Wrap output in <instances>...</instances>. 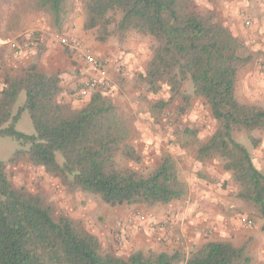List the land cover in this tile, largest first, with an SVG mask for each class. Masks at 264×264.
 <instances>
[{
  "label": "trees",
  "instance_id": "obj_1",
  "mask_svg": "<svg viewBox=\"0 0 264 264\" xmlns=\"http://www.w3.org/2000/svg\"><path fill=\"white\" fill-rule=\"evenodd\" d=\"M75 1L82 11V27L94 30L96 40L110 34L120 40L130 30L154 40L145 72L139 75L147 91L166 85L180 95L185 111L191 95L181 93L185 81L192 96L210 108L217 126L198 146L197 160L218 158L237 186L236 196L264 218V173L253 163L249 149L233 132L264 130V106L237 100V75L252 59L230 30L192 7L193 0H31L35 11L48 15L60 32ZM4 0H0V19ZM116 13L119 17L116 18ZM35 41V40H32ZM32 43V42H31ZM38 43V42H37ZM21 51V49H20ZM19 52V48L18 51ZM60 76L29 63L20 76L5 75L0 87V136L19 142L7 161L0 160V264H173L179 252L147 253L127 257L103 252L97 237L78 220L54 216L53 205L22 187H13L6 162L25 160L58 176L64 185L98 195L111 206L142 204L153 207L182 198L187 185L176 164L166 156L148 173L117 166L115 156L139 162L141 154L129 144V119L117 110L110 96L94 92L79 108L60 103ZM24 100L14 110L19 94ZM158 102L157 106H164ZM27 111L33 133L15 129ZM253 146L257 142L252 138ZM184 264H254L245 247L229 241H207L183 258ZM264 264V263H263Z\"/></svg>",
  "mask_w": 264,
  "mask_h": 264
},
{
  "label": "rangeland",
  "instance_id": "obj_2",
  "mask_svg": "<svg viewBox=\"0 0 264 264\" xmlns=\"http://www.w3.org/2000/svg\"><path fill=\"white\" fill-rule=\"evenodd\" d=\"M224 1L226 0H193L192 7L202 15L212 14L214 19L223 25L221 22L223 20L230 22V16L227 14L229 18L225 17L224 10L222 11L221 8V2ZM229 1L232 3L230 6L234 7L235 15L233 29L227 28L242 42L245 52L252 56L251 61L240 68L238 72L240 84L236 90V98L241 103L264 106V0ZM80 12L82 14L80 5L75 1L73 10L69 15L75 18L77 13L80 14ZM118 17L119 14L116 13V18ZM222 17L225 18L222 19ZM247 21L249 22L248 24ZM131 31L136 32L135 30H130L122 40L114 34H110L106 40L112 38L124 41L129 35L134 40H143L144 51L142 60L143 64H145L148 57L149 59L151 57L154 40L150 36L136 32L139 34L137 36L133 32L130 33ZM57 33L68 32H64L62 29L60 32H56L50 25L48 15L43 11H35L31 0H4L0 19V37L5 39V44L0 45V59L5 58V56L12 57L14 64L11 67H7L2 74L0 73V87L3 84L5 75L10 77L20 76L29 63H38L44 47V43L40 39L50 40L52 38L55 41L53 36ZM86 34L96 40L94 30H88ZM13 41L18 42L20 45L26 43V47L21 49V54H18V48L13 45ZM81 42L85 45L84 41L81 40ZM59 45L62 46L61 44ZM77 58L80 59L79 57ZM81 62L83 61L81 60ZM18 63L22 64V66H17ZM75 64H78L77 61H75ZM247 70H254L256 74L247 73ZM140 74L141 72L136 71L130 79L126 77L118 79L115 96L110 97L117 110L129 119L132 132L129 144L141 154V160L137 162L126 159L119 151L115 156L117 166L146 174L166 156L170 157L173 162L179 163L181 171H187V168L191 166L190 162L195 163V161H198L199 163H204L211 161L212 159L197 160L196 151L201 143L208 140L216 128L217 122L212 117L209 106L202 99L192 96L193 88L191 82L189 80L185 81L181 88V93L191 95V98L185 111L180 112L179 108L184 105L180 95H173L165 84L156 93L147 91L146 84L139 77ZM246 80L248 82L251 80L254 83L256 81L258 89L253 87V91H248L243 84ZM78 89L79 87L73 93L77 94ZM75 97L79 101L78 96L76 95ZM23 100L24 93L21 92L14 105V110L22 104ZM58 101L63 103L61 100ZM160 101L165 103L164 106H157ZM79 102L80 104L82 103L81 100ZM14 127L16 130L26 134L33 133V126L27 111L21 113ZM233 136L238 142L246 146L249 151L259 147L257 149L264 155V130L255 129L251 132L237 130L233 132ZM252 138L256 140L258 146H253ZM18 145L19 142L16 139L8 135L0 136V160L7 161ZM213 159L218 160L221 165L220 159ZM5 172L13 187H22L29 193L39 195L44 201L52 204L55 217L67 216V210L77 211L79 215H82L87 207H99L105 204L98 195L76 188H69L63 184L58 176L51 175L43 167L33 166L25 160L15 163L6 162ZM108 206L106 208L112 209L111 206ZM101 218L97 219L99 223H101ZM82 219H79L78 222L86 230L85 221H82ZM126 239L127 237L124 238V240ZM115 243L117 245L120 244L118 242ZM100 247L103 252H107L106 247ZM139 250L145 253L148 251L179 252L181 259L173 264H183L182 259L186 256L185 251L180 249V247L172 248V250L169 249L168 251L151 248ZM128 255L120 257H127Z\"/></svg>",
  "mask_w": 264,
  "mask_h": 264
},
{
  "label": "crops",
  "instance_id": "obj_3",
  "mask_svg": "<svg viewBox=\"0 0 264 264\" xmlns=\"http://www.w3.org/2000/svg\"><path fill=\"white\" fill-rule=\"evenodd\" d=\"M231 4L229 0L221 2L225 17L227 14L230 16V22L224 20L221 22L226 27L233 29L235 12L234 7L230 6ZM82 22L81 12L77 13L75 18L69 15L62 30L79 37L97 57L107 60L110 68L115 64H122L123 74L116 75L112 68L109 72L111 86L109 93L106 94L113 97L117 91L118 79L124 77L130 79L134 72L142 73L147 68L149 57L145 64L142 60L143 40H134L129 35L124 41L112 38L97 41L94 37L86 34L88 31L83 29ZM132 32L139 36L134 31L130 33ZM4 41L5 39L0 37V45H4ZM40 41L44 43V47L38 62L39 67L47 73L59 74L61 79L57 100L68 103L73 108L81 107L89 98L81 100L80 104V99L79 101L76 99L75 92L88 75L86 66L73 55L72 50L60 46L52 38L50 40L41 38ZM20 52L19 49L18 54ZM75 61L78 64H75ZM13 62L12 57L1 58L0 73L2 74L7 67L13 66ZM20 65L22 66L20 63L17 64V66ZM246 72L256 74L254 70ZM239 84L238 73L236 90L239 88ZM243 84L248 91H253V87L258 89L256 81L254 83L251 80L249 82L246 80ZM73 91L75 92L73 93ZM235 95H237V91ZM257 148L259 147L250 150L252 161L264 173V155ZM175 164L177 169L179 168V178L186 183L188 189L182 198L153 207L142 204H121L108 209L107 205L103 204L106 206L87 207L82 215L72 210H67L66 215L75 220L83 218L86 230L95 235L100 244L103 242L100 246L106 247L107 252L118 256H126L143 248L168 251L180 247L187 253L196 250L207 241H229L236 247L246 246L245 249L253 263L263 264L264 218L258 217L254 207L236 196L237 186L233 182L230 172L223 170L220 162L216 159L204 163L190 162L191 166L187 168V171H181L180 164ZM139 214L145 216V219L141 220L138 217ZM99 217H102L101 223L97 221ZM243 218L251 219L253 223L245 225L242 221ZM119 222L121 223L120 227L117 225ZM118 232L123 238L119 245L115 243L118 242L116 238ZM125 237H127L126 240H124ZM178 238L184 240L185 246L178 245ZM182 261L184 264L183 259Z\"/></svg>",
  "mask_w": 264,
  "mask_h": 264
},
{
  "label": "built area",
  "instance_id": "obj_4",
  "mask_svg": "<svg viewBox=\"0 0 264 264\" xmlns=\"http://www.w3.org/2000/svg\"><path fill=\"white\" fill-rule=\"evenodd\" d=\"M248 23L249 22L247 21V24ZM54 40L62 46L72 50V53L83 61L88 70V75L82 82L76 94L80 100L89 98L94 92H101L103 94L109 93V88L111 86L109 72L111 68L116 75L124 73L122 64L118 63L110 68L107 60L97 57L88 47L83 45L77 36L72 33H57L54 35ZM13 45L19 49L26 47V43L20 45L16 41H13ZM138 217L141 220L145 219V216L141 214H139ZM242 221L245 225H251L253 223L252 220L248 218H243ZM117 225L120 227L121 223L119 222ZM116 238L118 243L122 242L123 238L121 237V233L118 232ZM177 242L179 245L185 246L183 239L178 238ZM189 252L190 251H188L186 255H188Z\"/></svg>",
  "mask_w": 264,
  "mask_h": 264
}]
</instances>
